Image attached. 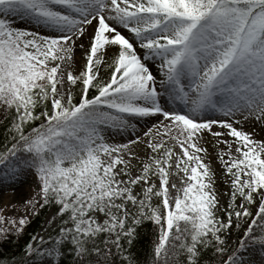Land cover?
I'll use <instances>...</instances> for the list:
<instances>
[{
	"label": "snow or ice",
	"instance_id": "obj_1",
	"mask_svg": "<svg viewBox=\"0 0 264 264\" xmlns=\"http://www.w3.org/2000/svg\"><path fill=\"white\" fill-rule=\"evenodd\" d=\"M0 128V264H264V0H0Z\"/></svg>",
	"mask_w": 264,
	"mask_h": 264
},
{
	"label": "trees",
	"instance_id": "obj_2",
	"mask_svg": "<svg viewBox=\"0 0 264 264\" xmlns=\"http://www.w3.org/2000/svg\"><path fill=\"white\" fill-rule=\"evenodd\" d=\"M2 132L3 128H0V133ZM0 139H2V137H0ZM48 216V210H43L38 218L32 219L30 226H28L24 236L20 240L11 238L10 242L0 243V259L11 258L14 254L18 255L25 242L28 241L31 236L41 232V229L44 226L45 220L48 218ZM139 231L140 235L134 241L133 251L137 253L142 260L144 254L148 251L151 245L152 236L150 226L140 229ZM45 234L46 232L44 235ZM233 238L235 239V237ZM68 259H71V257L69 256Z\"/></svg>",
	"mask_w": 264,
	"mask_h": 264
},
{
	"label": "rangeland",
	"instance_id": "obj_3",
	"mask_svg": "<svg viewBox=\"0 0 264 264\" xmlns=\"http://www.w3.org/2000/svg\"><path fill=\"white\" fill-rule=\"evenodd\" d=\"M256 131L259 132V129H256ZM216 167L219 168V164H217ZM29 183H31V181H29ZM0 188H3V186H0ZM12 192H13V189H10V188L5 189V188H3L2 190H0V195L3 196L6 193L7 194H11ZM27 195H28V193H27L26 186L24 188H19V186H18V190L16 191V199L20 200L21 198H23V197H25ZM1 196H0V199H1ZM45 229H46V226L44 224V226L42 227L41 232L39 234L40 235H44Z\"/></svg>",
	"mask_w": 264,
	"mask_h": 264
},
{
	"label": "bare ground",
	"instance_id": "obj_4",
	"mask_svg": "<svg viewBox=\"0 0 264 264\" xmlns=\"http://www.w3.org/2000/svg\"><path fill=\"white\" fill-rule=\"evenodd\" d=\"M3 188H0V190H2ZM1 196V195H0ZM6 198V195H3L1 196V199H0V204L3 203L4 199Z\"/></svg>",
	"mask_w": 264,
	"mask_h": 264
}]
</instances>
